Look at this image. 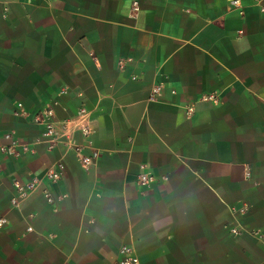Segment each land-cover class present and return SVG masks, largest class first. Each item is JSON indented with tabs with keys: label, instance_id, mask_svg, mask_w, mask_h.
<instances>
[{
	"label": "crops",
	"instance_id": "crops-1",
	"mask_svg": "<svg viewBox=\"0 0 264 264\" xmlns=\"http://www.w3.org/2000/svg\"><path fill=\"white\" fill-rule=\"evenodd\" d=\"M240 3L0 0V148L30 149L0 150V264H113L122 246L140 264H264V12ZM230 210L261 238L232 236Z\"/></svg>",
	"mask_w": 264,
	"mask_h": 264
},
{
	"label": "built area",
	"instance_id": "built-area-1",
	"mask_svg": "<svg viewBox=\"0 0 264 264\" xmlns=\"http://www.w3.org/2000/svg\"><path fill=\"white\" fill-rule=\"evenodd\" d=\"M229 8L230 9H241L242 5L240 3V0H227ZM255 5L260 9L261 12H264V0H255ZM203 100L216 102L217 98L216 96H207L204 97ZM22 105L18 104L17 108L18 110L14 112L15 115H19V110L21 109ZM191 110V109H189ZM49 113H52L51 110H49ZM83 134L87 136L89 134V129L84 128L82 130ZM4 139L7 141H11L10 146H3L0 148L1 151H6L7 153L13 154L15 151L19 150L22 152H29L30 149L27 145H20L12 140V134H6L4 136ZM76 155L79 157L80 162L83 164L84 167H93L96 166L99 153L97 150H93L92 153L89 156H85L81 154V149L79 147H75L74 149ZM64 173V166L61 161L56 162L50 170L46 174L47 181L51 183L58 182ZM154 181V178L147 174L144 171V166H140V172L137 178V184L139 186H148L151 182ZM39 181H32L28 182L26 184H20L18 182L13 183V188L18 194L17 198L11 199V205L13 208L20 211V203L26 200L33 192L37 190L39 187ZM42 195L45 199V201L48 204H51L53 202V198L51 195V190L48 186H45L42 190ZM230 216H231V225L229 226V232L232 236H240V235H248L252 236L254 238L260 239L261 236L257 234L256 232H249L244 228V226L240 223L238 218L236 217L235 213H233L230 210ZM21 217L23 221L27 225V232H31L32 226H31V219L33 218L32 214L24 215L21 214ZM7 225V218L5 216H0V232L5 228ZM113 264H140L139 258L136 255L133 247L131 246H122L119 249V258L116 260Z\"/></svg>",
	"mask_w": 264,
	"mask_h": 264
}]
</instances>
